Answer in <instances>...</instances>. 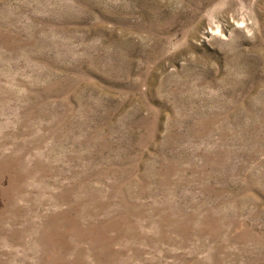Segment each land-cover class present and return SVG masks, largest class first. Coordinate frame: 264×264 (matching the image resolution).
<instances>
[{
    "label": "rangeland",
    "instance_id": "1",
    "mask_svg": "<svg viewBox=\"0 0 264 264\" xmlns=\"http://www.w3.org/2000/svg\"><path fill=\"white\" fill-rule=\"evenodd\" d=\"M0 264H264V0H0Z\"/></svg>",
    "mask_w": 264,
    "mask_h": 264
}]
</instances>
